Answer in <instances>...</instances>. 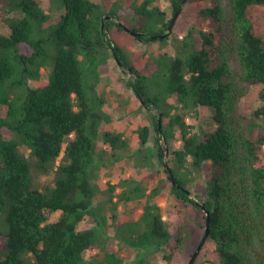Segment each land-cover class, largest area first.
I'll use <instances>...</instances> for the list:
<instances>
[{
    "label": "trees",
    "instance_id": "16d2710c",
    "mask_svg": "<svg viewBox=\"0 0 264 264\" xmlns=\"http://www.w3.org/2000/svg\"><path fill=\"white\" fill-rule=\"evenodd\" d=\"M209 1L200 15L214 30L176 37L173 56L156 61L164 81L155 80L152 91L110 31L128 28L140 42L166 46L183 0H170L169 19L155 0L110 8L92 0H0L9 29L0 34V264H152L159 253L173 264L181 252L185 227L170 232L156 201L160 187L148 191L125 174L100 188V172L119 165L129 144L110 130L103 77L111 56L130 73L127 85L137 98L157 113L154 156L171 196L187 213H201L204 223L203 209L209 211L201 250L213 248L206 263L264 264V123L257 121L264 122V43L250 17L264 0H225V7L224 0ZM44 71L46 83L31 88ZM249 86L259 88L262 102L253 117L238 111ZM205 109L214 131L185 121L188 112ZM148 134L147 127L139 130L142 147ZM139 152L136 157L146 156ZM207 162L212 172L205 199L197 201L191 175ZM51 176L52 183L42 184ZM195 224L202 238L205 224Z\"/></svg>",
    "mask_w": 264,
    "mask_h": 264
},
{
    "label": "rangeland",
    "instance_id": "374dc122",
    "mask_svg": "<svg viewBox=\"0 0 264 264\" xmlns=\"http://www.w3.org/2000/svg\"><path fill=\"white\" fill-rule=\"evenodd\" d=\"M47 1V0H46ZM95 3L101 4L108 8L119 3L122 6L127 5L129 0H92ZM155 5L159 6L166 14L168 19L172 17V9L170 7V0H155ZM226 1H223L225 7ZM209 0H186L183 4V11L175 19V22L171 28L170 36L166 46L161 45L160 42H140L135 39V35L127 30L118 31L115 26L110 31V37L121 48L124 57L129 64L146 78L147 84L150 85V89L153 91L158 90L155 80L162 79V68L157 66L156 61H160V64H165L168 57H172L174 50L172 43L176 40V37H182L187 34L189 30L193 31H213L214 26L212 21L205 19L200 15V11L209 7ZM250 17L254 24V31L257 37H259L264 43V6H255L250 10ZM4 15L0 3V34L7 35L9 29L4 22ZM114 19V22H117ZM110 68L108 74L103 77V82L107 87V112L113 117L114 123L110 126V130L114 133H121L128 141L127 155L123 161L118 165H115L107 172H100L99 185L104 190L105 184H115L120 178L131 176L136 180L144 183V186L148 188V191L160 187L161 193L156 198V201L162 206L164 219L167 221L169 230L172 234L178 231L179 226L185 227L184 231V245L181 252L173 259V264H188L190 256L196 249V241L200 240L201 235L197 238L198 227L196 223L204 226L203 215L200 213H187L181 208L177 201L171 196L170 188L171 182L167 179V174L164 168L157 161L155 155V143L154 138L156 132L153 126V116L157 119V113L155 110H150L144 106L139 98L134 94L133 90L127 85L130 80V73L122 69L116 59L111 56ZM232 68L238 71L237 62L235 59L231 62ZM47 81V71H44L42 78L39 82H30L31 88L45 84ZM160 90V88H159ZM259 88L249 86L247 88L246 95L239 101L238 111L239 113L253 117L254 112L260 108L262 102L258 97ZM169 103L175 105L173 98L169 99ZM159 120V118H158ZM166 119H163V122ZM257 120V119H256ZM186 123L191 126H198L206 131H214L215 125L212 120V112L208 110L190 111L188 112ZM260 124L264 122L262 119L257 120ZM147 127L149 134L147 142L144 147L140 145V138L138 137L139 130ZM262 128H258L260 132ZM177 137V134L175 135ZM176 148L180 146V142L174 144ZM142 150L145 157H136ZM167 155L169 151L166 152ZM167 157V156H166ZM261 163L264 164V156H262ZM212 165L210 163H204L200 171H196L191 175L190 192L191 196L195 197L197 201H203L205 199L204 187L206 185L207 178L211 175ZM42 184L52 183L51 177H42ZM118 192V190H117ZM103 199L102 196L97 198V201ZM60 216L59 213H54L51 216L52 221H56ZM204 231V230H203ZM202 231V232H203ZM209 244L200 251L196 258L195 264H206V260L211 258V250ZM1 252V251H0ZM163 253L152 255L150 257L152 264H164L162 261ZM134 257V253L127 254L125 256L126 262H129Z\"/></svg>",
    "mask_w": 264,
    "mask_h": 264
},
{
    "label": "water",
    "instance_id": "95a60500",
    "mask_svg": "<svg viewBox=\"0 0 264 264\" xmlns=\"http://www.w3.org/2000/svg\"><path fill=\"white\" fill-rule=\"evenodd\" d=\"M185 1L186 0H183L182 5L185 3ZM179 13H180V11L178 10L175 13V15L173 16L172 21L170 22V25H169V28H168V33L171 31V28H172V26H173V24L175 22V19L178 16ZM106 19H110V17L107 16ZM103 23L104 22L102 21V24ZM125 30H127L128 32H130L128 28H125ZM130 33H132L135 36L137 35V34H135L133 32H130ZM161 37H163V38L166 37V34L165 35H162ZM118 64L120 65V63H118ZM158 121H159V124H160V119ZM168 173L171 174L170 169H168ZM170 178H171L172 184L174 185L175 184V181H174L172 175H170ZM201 208L203 209L204 207L201 206ZM203 210H204L205 215H206L205 233H204L203 237L201 238L199 244L197 245L196 249L194 250V252L190 256V259H189L188 264H194L195 263L196 258L199 255V253H200L202 247L204 246V244H205V242H206V240L208 238V235H209V220H210V215H209V211L208 210H206V209H203ZM206 264H209V263H206Z\"/></svg>",
    "mask_w": 264,
    "mask_h": 264
}]
</instances>
